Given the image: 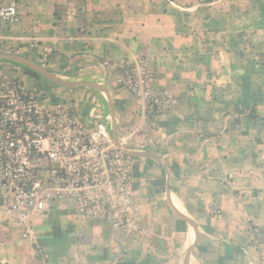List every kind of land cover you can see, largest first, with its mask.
<instances>
[{"label": "crops", "instance_id": "crops-1", "mask_svg": "<svg viewBox=\"0 0 264 264\" xmlns=\"http://www.w3.org/2000/svg\"><path fill=\"white\" fill-rule=\"evenodd\" d=\"M16 1L21 19L0 21V54L96 83L109 102L5 58L0 82L19 80L82 120L96 103L112 137L135 135L124 150L138 230L85 220L68 201L36 214L0 202V264H264V0ZM32 39L52 48L47 60ZM103 60L147 63L152 87L177 105L147 118Z\"/></svg>", "mask_w": 264, "mask_h": 264}, {"label": "built area", "instance_id": "built-area-1", "mask_svg": "<svg viewBox=\"0 0 264 264\" xmlns=\"http://www.w3.org/2000/svg\"><path fill=\"white\" fill-rule=\"evenodd\" d=\"M19 4L0 7V21L19 23ZM32 50L47 60L52 48L39 39ZM118 86L138 94L140 111L159 117L178 99L152 87L147 63L103 60ZM0 202L8 213L36 214L68 201L83 219L107 218L129 234L138 230L130 170L133 157L124 150L126 138H114L98 121V104L82 120L72 105L43 104L38 92L19 80L0 83ZM25 235V234H24ZM264 242V232L260 234Z\"/></svg>", "mask_w": 264, "mask_h": 264}, {"label": "water", "instance_id": "water-1", "mask_svg": "<svg viewBox=\"0 0 264 264\" xmlns=\"http://www.w3.org/2000/svg\"><path fill=\"white\" fill-rule=\"evenodd\" d=\"M0 58L9 59V60L21 63L23 65H26V66L30 67L31 69L37 71L40 75L47 78L48 80L55 82V83H58V84L63 85V86H67V87H79V86L95 87L96 89H99V90H101V92L105 93V97H106L107 101L109 102L107 91L96 83L84 82V81H80V82L65 81L64 79H61L60 77L56 76L54 73L50 72L45 66L39 64L38 62L33 61L31 59H28V58H25V57H22V56H19V55L0 54Z\"/></svg>", "mask_w": 264, "mask_h": 264}, {"label": "rangeland", "instance_id": "rangeland-1", "mask_svg": "<svg viewBox=\"0 0 264 264\" xmlns=\"http://www.w3.org/2000/svg\"><path fill=\"white\" fill-rule=\"evenodd\" d=\"M111 1V0H110ZM118 1V0H117ZM121 2H125L126 1V3H128V0H120ZM171 1V0H170ZM96 2H99V0H96L95 1V4H96ZM104 2H106V0H104ZM90 4V3H89ZM129 4H131V3H129ZM91 5V4H90ZM102 5H104V4H102ZM100 7H102L101 5H99ZM131 6V5H130ZM136 62V61H135ZM134 62V63H135ZM137 63H140V61H137ZM44 81V80H43ZM137 105H138V108H139V110H140V105L137 103ZM138 111V110H137ZM147 118L148 117H150V116H146ZM150 118H154L153 116H151ZM156 118V117H155ZM121 136H124L123 134L121 135ZM134 138H135V135L132 133L131 135H129L128 134V137H126V141H128V142H132V141H134ZM127 145V144H126ZM129 180H130V182H131V187H132V177H131V174H130V178H129ZM111 222V221H110ZM112 223V222H111Z\"/></svg>", "mask_w": 264, "mask_h": 264}, {"label": "trees", "instance_id": "trees-1", "mask_svg": "<svg viewBox=\"0 0 264 264\" xmlns=\"http://www.w3.org/2000/svg\"><path fill=\"white\" fill-rule=\"evenodd\" d=\"M14 63H15V62H14ZM15 64H17V65H19L20 67H22V68H23L25 71H27L28 73H31V74H33V75L39 77V78H43L42 75H40L37 71L31 69L30 67H28V66H26V65H23V64H21V63H15ZM43 79H45V78H43ZM45 80L48 81V79H45Z\"/></svg>", "mask_w": 264, "mask_h": 264}, {"label": "clouds", "instance_id": "clouds-1", "mask_svg": "<svg viewBox=\"0 0 264 264\" xmlns=\"http://www.w3.org/2000/svg\"><path fill=\"white\" fill-rule=\"evenodd\" d=\"M1 83V82H0ZM112 135V134H111Z\"/></svg>", "mask_w": 264, "mask_h": 264}]
</instances>
